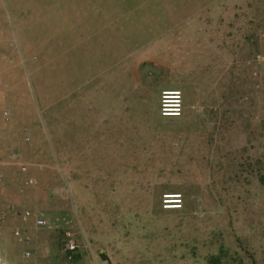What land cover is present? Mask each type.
Here are the masks:
<instances>
[{"label":"rangeland","instance_id":"rangeland-1","mask_svg":"<svg viewBox=\"0 0 264 264\" xmlns=\"http://www.w3.org/2000/svg\"><path fill=\"white\" fill-rule=\"evenodd\" d=\"M0 214L9 264H264V0H0Z\"/></svg>","mask_w":264,"mask_h":264},{"label":"built area","instance_id":"built-area-1","mask_svg":"<svg viewBox=\"0 0 264 264\" xmlns=\"http://www.w3.org/2000/svg\"><path fill=\"white\" fill-rule=\"evenodd\" d=\"M167 93H173L171 95H168ZM168 97H171V99H167ZM171 102V103H167ZM170 106V107H169ZM161 110L163 114L167 116H179L180 115V94L179 91H167L164 92L162 95V103H161ZM20 171L23 173V175L26 174V168L22 166L20 168ZM34 184V180L32 177L24 176L23 179L20 181V188L18 189L20 192L32 187ZM163 204L164 207L167 209H180L182 206V199L179 194H166L163 196ZM33 213L29 210H22L19 214L20 221L24 224H27L30 219H32ZM5 221L4 214H0V224H3ZM34 226L36 228H42L45 225V221L41 218L34 217L33 219ZM13 237L14 239L21 245L27 246L30 243V238L23 233L21 230L16 229L13 231ZM74 245L72 243H68L66 245V264H71L73 261V254H74ZM24 256L28 258L30 256V252H25ZM0 264L2 263V259L0 256Z\"/></svg>","mask_w":264,"mask_h":264},{"label":"crops","instance_id":"crops-1","mask_svg":"<svg viewBox=\"0 0 264 264\" xmlns=\"http://www.w3.org/2000/svg\"><path fill=\"white\" fill-rule=\"evenodd\" d=\"M4 252H3V250L2 249H0V256H1V259H2V263H4V264H9L10 262H8L6 259V257H5V255L3 254ZM5 257V258H4Z\"/></svg>","mask_w":264,"mask_h":264},{"label":"bare ground","instance_id":"bare-ground-1","mask_svg":"<svg viewBox=\"0 0 264 264\" xmlns=\"http://www.w3.org/2000/svg\"><path fill=\"white\" fill-rule=\"evenodd\" d=\"M168 95H171V94H173V93H167ZM167 99H171V97H168ZM167 103H171V102H167ZM170 107V106H169ZM167 209V208H166ZM170 209H172V208H170Z\"/></svg>","mask_w":264,"mask_h":264},{"label":"trees","instance_id":"trees-1","mask_svg":"<svg viewBox=\"0 0 264 264\" xmlns=\"http://www.w3.org/2000/svg\"><path fill=\"white\" fill-rule=\"evenodd\" d=\"M212 261H214V262H215V261H216V259H215V260H212ZM212 264H213V262H212Z\"/></svg>","mask_w":264,"mask_h":264}]
</instances>
